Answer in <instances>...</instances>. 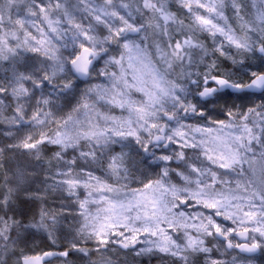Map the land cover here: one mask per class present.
<instances>
[{
  "label": "snow or ice",
  "instance_id": "obj_1",
  "mask_svg": "<svg viewBox=\"0 0 264 264\" xmlns=\"http://www.w3.org/2000/svg\"><path fill=\"white\" fill-rule=\"evenodd\" d=\"M0 70L7 150L33 162L0 191V264L70 217L17 264L264 260V0H0Z\"/></svg>",
  "mask_w": 264,
  "mask_h": 264
},
{
  "label": "rangeland",
  "instance_id": "obj_2",
  "mask_svg": "<svg viewBox=\"0 0 264 264\" xmlns=\"http://www.w3.org/2000/svg\"><path fill=\"white\" fill-rule=\"evenodd\" d=\"M174 4V0H173ZM230 15V13H229ZM6 68L7 65H4ZM3 70H0V78H3L7 75ZM7 125L0 123V149H4V152L0 154V191H3L4 188V179L5 177H9L10 184L9 186L12 187L14 190H18L20 188L19 180L21 179L20 176L17 174V166H20V169L23 171V180L26 182L32 181L33 177L29 174L32 166V161L29 157L24 156L19 151H8V145L17 142L12 137L6 135ZM23 135V133L17 134V136ZM51 156V152L48 153ZM46 167V166H45ZM38 185H33V188L37 187ZM62 201L59 199H55L54 196H49L47 201V206L55 208L57 211H62L60 205ZM67 203V202H64ZM40 205V204H39ZM75 215V212H74ZM79 217L76 219H72L71 217L67 221L62 220V224L65 225V229L63 232H58L57 235L60 237L59 244L60 249H63L66 245L68 240L72 239V235H70L67 231L66 225L71 223L74 227L78 224ZM42 236V235H41ZM43 237V236H42ZM45 237V236H44ZM49 245L52 244L49 239H43ZM42 238L39 239L38 234H35L32 238H30L26 243L21 241L16 249L15 252L17 255H12L11 251L6 255V264H17V256L21 250H23L26 254H37L43 251H47L46 248L42 247ZM234 242H237L235 238ZM44 243V242H43ZM45 243V244H46ZM82 247H87L92 250L91 260L98 261L101 258V254L95 251L96 245L94 241L88 242H80ZM143 245H137L140 247ZM111 247V246H110ZM55 248V247H54ZM57 249V247H56ZM223 249L220 252L214 253V258H220L222 260H231L233 255H241L237 251H229L231 255L224 254L221 255ZM107 256L112 258L116 261V264H170V259L168 257H163L162 254L154 255V256H142V257H135L134 253H129L127 250L116 248L114 251H109L106 253ZM73 259L76 260V264H89V258L83 257L79 253H73ZM53 264H58L57 261H53ZM198 264H204V258L201 256L199 257ZM261 264H264V260H261Z\"/></svg>",
  "mask_w": 264,
  "mask_h": 264
},
{
  "label": "trees",
  "instance_id": "obj_3",
  "mask_svg": "<svg viewBox=\"0 0 264 264\" xmlns=\"http://www.w3.org/2000/svg\"><path fill=\"white\" fill-rule=\"evenodd\" d=\"M26 208L28 209V214L31 216L32 214H34L35 212H38L39 211V208H40V205H39V202H37L36 204H29V205H27L26 206ZM38 234V236H39V239H41L42 238V241H41V245H42V247L43 248H46L47 250H54V249H56V247L55 246H53L52 244H48V243H46L43 239H48L47 238V236H46V234H44V233H37ZM43 237H42V236ZM45 236V237H44ZM44 242V243H43ZM46 243V244H45ZM55 247V248H54ZM57 249H60V248H57Z\"/></svg>",
  "mask_w": 264,
  "mask_h": 264
},
{
  "label": "water",
  "instance_id": "obj_4",
  "mask_svg": "<svg viewBox=\"0 0 264 264\" xmlns=\"http://www.w3.org/2000/svg\"><path fill=\"white\" fill-rule=\"evenodd\" d=\"M236 239H237V242L240 241L239 237H237ZM49 251H54V250H49ZM229 251H232V250H229ZM236 251L239 253V250H236ZM239 254H241V253H239ZM241 255H243V254H241Z\"/></svg>",
  "mask_w": 264,
  "mask_h": 264
},
{
  "label": "flooded vegetation",
  "instance_id": "obj_5",
  "mask_svg": "<svg viewBox=\"0 0 264 264\" xmlns=\"http://www.w3.org/2000/svg\"><path fill=\"white\" fill-rule=\"evenodd\" d=\"M54 250H62V249H54ZM47 251H49V250H47Z\"/></svg>",
  "mask_w": 264,
  "mask_h": 264
}]
</instances>
